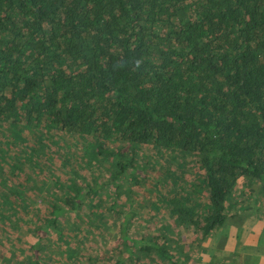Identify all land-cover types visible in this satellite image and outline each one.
<instances>
[{"label": "trees", "instance_id": "obj_1", "mask_svg": "<svg viewBox=\"0 0 264 264\" xmlns=\"http://www.w3.org/2000/svg\"><path fill=\"white\" fill-rule=\"evenodd\" d=\"M235 193L264 0H0V264H199Z\"/></svg>", "mask_w": 264, "mask_h": 264}, {"label": "crops", "instance_id": "obj_2", "mask_svg": "<svg viewBox=\"0 0 264 264\" xmlns=\"http://www.w3.org/2000/svg\"><path fill=\"white\" fill-rule=\"evenodd\" d=\"M233 198L236 215L203 243L199 264H264V199L254 193Z\"/></svg>", "mask_w": 264, "mask_h": 264}, {"label": "rangeland", "instance_id": "obj_3", "mask_svg": "<svg viewBox=\"0 0 264 264\" xmlns=\"http://www.w3.org/2000/svg\"><path fill=\"white\" fill-rule=\"evenodd\" d=\"M258 196H260V195H258ZM261 197V199H262V196H260ZM260 217H262L261 215L260 216H258V220H259V218ZM237 229V232H238V235H240V233H244V231L243 230H241L240 228H236ZM133 233H136V231L134 230V231H132ZM24 233V232H23ZM132 234V233H131ZM264 244V243H263Z\"/></svg>", "mask_w": 264, "mask_h": 264}]
</instances>
